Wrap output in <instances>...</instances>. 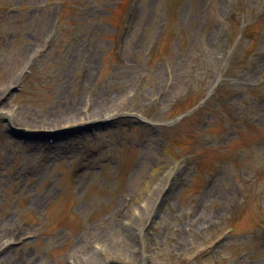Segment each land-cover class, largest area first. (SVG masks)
I'll use <instances>...</instances> for the list:
<instances>
[{"label":"rangeland","instance_id":"rangeland-1","mask_svg":"<svg viewBox=\"0 0 264 264\" xmlns=\"http://www.w3.org/2000/svg\"><path fill=\"white\" fill-rule=\"evenodd\" d=\"M127 4L0 0V264H264V0H140L128 23ZM109 100L153 125L78 131L58 157L7 130L12 106L51 130Z\"/></svg>","mask_w":264,"mask_h":264},{"label":"bare ground","instance_id":"bare-ground-1","mask_svg":"<svg viewBox=\"0 0 264 264\" xmlns=\"http://www.w3.org/2000/svg\"><path fill=\"white\" fill-rule=\"evenodd\" d=\"M87 66H88V70L91 71L94 67V60L92 57H89L87 59ZM127 71V70H126ZM124 74H126L127 76H129V78L133 77L132 72H130V70H128V72H124ZM116 97H119V95L117 94ZM105 106H103V102L99 101V102H94L90 108L88 109H80L79 107H74V109L72 110V114L75 116L73 117L74 119H67L69 116H65V121H64V125L62 126H57L56 128H52V129H57V128H65V127H72L75 124H79V123H91V122H96L102 119H106V118H110L112 116H117L119 114V110L117 108H115L114 104L112 103L111 100H109L108 102H104ZM109 104V105H106ZM0 113L4 114V111L2 110V108H0ZM59 116H54L53 119L51 118L50 120L47 121V123H55L56 121L59 120ZM130 115H127L124 119L126 118H130ZM9 119V118H8ZM6 119L7 122H9V120ZM119 119L123 120V117L120 118L118 117V119L116 121H118ZM73 120V121H72ZM11 128V127H10ZM76 130V129H73ZM72 130V131H73ZM35 131L40 132V128L37 127V129H35ZM75 132V131H73ZM69 139L71 138V135L69 136ZM68 140H60V141H56V144L54 146L53 150V155L55 157H58L61 155V149H62V145L65 146L68 142ZM86 157L89 159V155H86Z\"/></svg>","mask_w":264,"mask_h":264}]
</instances>
